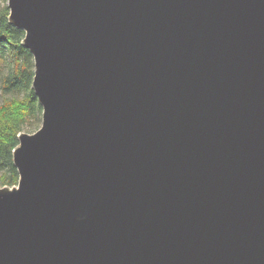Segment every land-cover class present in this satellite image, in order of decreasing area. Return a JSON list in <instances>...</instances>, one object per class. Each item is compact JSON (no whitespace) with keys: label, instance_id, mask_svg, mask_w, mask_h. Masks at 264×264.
Segmentation results:
<instances>
[{"label":"water","instance_id":"1","mask_svg":"<svg viewBox=\"0 0 264 264\" xmlns=\"http://www.w3.org/2000/svg\"><path fill=\"white\" fill-rule=\"evenodd\" d=\"M7 6L42 114L0 264H264V0Z\"/></svg>","mask_w":264,"mask_h":264},{"label":"trees","instance_id":"2","mask_svg":"<svg viewBox=\"0 0 264 264\" xmlns=\"http://www.w3.org/2000/svg\"><path fill=\"white\" fill-rule=\"evenodd\" d=\"M8 16L7 0H0V188L17 185L13 149L18 134L34 132L42 114L32 88L33 56L22 43L24 31Z\"/></svg>","mask_w":264,"mask_h":264}]
</instances>
